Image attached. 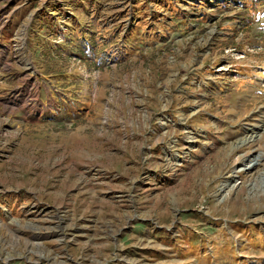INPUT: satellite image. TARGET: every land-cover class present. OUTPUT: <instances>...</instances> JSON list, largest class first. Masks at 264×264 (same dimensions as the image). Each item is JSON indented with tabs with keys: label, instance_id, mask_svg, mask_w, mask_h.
I'll list each match as a JSON object with an SVG mask.
<instances>
[{
	"label": "rangeland",
	"instance_id": "obj_1",
	"mask_svg": "<svg viewBox=\"0 0 264 264\" xmlns=\"http://www.w3.org/2000/svg\"><path fill=\"white\" fill-rule=\"evenodd\" d=\"M262 119L264 0H0V264H264Z\"/></svg>",
	"mask_w": 264,
	"mask_h": 264
},
{
	"label": "crops",
	"instance_id": "obj_2",
	"mask_svg": "<svg viewBox=\"0 0 264 264\" xmlns=\"http://www.w3.org/2000/svg\"><path fill=\"white\" fill-rule=\"evenodd\" d=\"M133 230L139 232L137 233V235H142L145 231V224L142 222V221H139V222H135L133 223ZM152 236L156 239H154L153 243L155 244H170L171 246H168L169 249H173L176 251L173 254V259H176L174 256H180L179 258H177V260H180L179 264H210V263H207L204 259V255H205V252L201 249H197V250H192L189 245H186V243L183 244H180L179 240H174V241H171L170 238H167V235H165L164 233L162 234V232H160L159 230L155 233L152 234ZM135 237V236H133ZM128 239H129V234L128 233H124L120 238H119V242L121 244H124V245H127L128 244ZM159 239V240H157ZM157 240V242H156ZM129 245V244H128ZM173 246V248H172ZM155 248V253L156 255L158 256H162L164 255V253H161L160 251H158L157 249V246H154ZM154 252V251H152ZM225 255V254H224ZM216 257H220L222 256L223 257V253L222 252H217L215 254ZM213 264H218L217 262L213 263Z\"/></svg>",
	"mask_w": 264,
	"mask_h": 264
},
{
	"label": "bare ground",
	"instance_id": "obj_3",
	"mask_svg": "<svg viewBox=\"0 0 264 264\" xmlns=\"http://www.w3.org/2000/svg\"><path fill=\"white\" fill-rule=\"evenodd\" d=\"M256 129V130H255ZM257 129H264V119H262L257 125H251L249 128H245L244 133H242V137L237 139L234 145L241 144L240 146H235L231 148V151H239L247 144H253L254 142L261 139L258 137ZM230 148V147H229Z\"/></svg>",
	"mask_w": 264,
	"mask_h": 264
}]
</instances>
